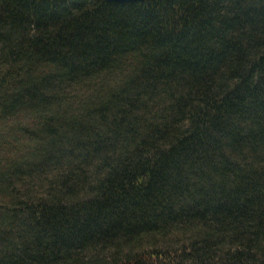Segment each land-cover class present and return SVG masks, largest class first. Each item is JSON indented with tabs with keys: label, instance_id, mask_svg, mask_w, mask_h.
<instances>
[{
	"label": "trees",
	"instance_id": "16d2710c",
	"mask_svg": "<svg viewBox=\"0 0 264 264\" xmlns=\"http://www.w3.org/2000/svg\"><path fill=\"white\" fill-rule=\"evenodd\" d=\"M1 195L0 264H264V0H0Z\"/></svg>",
	"mask_w": 264,
	"mask_h": 264
},
{
	"label": "rangeland",
	"instance_id": "374dc122",
	"mask_svg": "<svg viewBox=\"0 0 264 264\" xmlns=\"http://www.w3.org/2000/svg\"><path fill=\"white\" fill-rule=\"evenodd\" d=\"M1 152H2V157L7 155V152L5 151H1ZM28 184H30L29 191L33 192L34 194H43L46 190L43 182L38 181L36 183H31V181H29ZM7 202L8 201L1 195L0 196V207L5 206Z\"/></svg>",
	"mask_w": 264,
	"mask_h": 264
},
{
	"label": "water",
	"instance_id": "95a60500",
	"mask_svg": "<svg viewBox=\"0 0 264 264\" xmlns=\"http://www.w3.org/2000/svg\"><path fill=\"white\" fill-rule=\"evenodd\" d=\"M109 1L128 3V2H143V1H146V0H109Z\"/></svg>",
	"mask_w": 264,
	"mask_h": 264
}]
</instances>
